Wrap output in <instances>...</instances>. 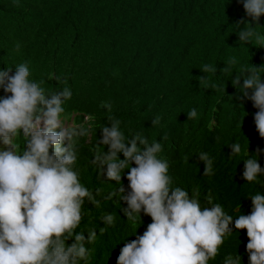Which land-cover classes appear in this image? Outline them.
<instances>
[{
	"label": "trees",
	"instance_id": "trees-1",
	"mask_svg": "<svg viewBox=\"0 0 264 264\" xmlns=\"http://www.w3.org/2000/svg\"><path fill=\"white\" fill-rule=\"evenodd\" d=\"M249 22L238 0H0V67L11 65L14 71L15 64L28 61L33 78L49 91L62 88L66 79L73 91L66 103L70 120L93 117L78 159L88 187H102L105 194L115 187V181L101 183L90 163V149L104 148L97 143L100 127L114 116L126 133L140 131L150 142L160 141L175 185L198 189L202 201L210 194L229 214H247L250 198L245 197L259 185L245 183L239 172L247 148L255 156L264 138L253 121L256 109L238 98L242 93L231 79L241 68L264 64V46L255 37L252 43L238 40L237 32ZM255 30L264 33V15ZM232 57L237 60L233 73L224 72ZM205 63L216 65V73L202 72ZM102 102H110L111 110ZM192 107L198 117L187 119ZM157 115L160 123L153 125ZM236 141L241 153L229 157L227 145ZM201 151L215 157V175H202L203 164L195 159ZM260 163L264 167V154ZM120 207L107 199L99 208L86 206L81 226L98 225V234L105 211L117 216L116 225L93 246L90 264H115L121 240L135 238L131 234L142 221L141 233L150 222L143 214L142 221H128ZM247 239L246 229L232 233L209 264H223L237 247L244 252ZM243 261L248 264L246 254Z\"/></svg>",
	"mask_w": 264,
	"mask_h": 264
},
{
	"label": "clouds",
	"instance_id": "clouds-1",
	"mask_svg": "<svg viewBox=\"0 0 264 264\" xmlns=\"http://www.w3.org/2000/svg\"><path fill=\"white\" fill-rule=\"evenodd\" d=\"M238 2L251 18L250 27L237 32L238 40L252 43L255 37L264 46V33L255 30L264 15V0ZM236 63L235 57L230 58L222 70L233 73ZM201 71L216 73L217 66L205 63ZM262 73L264 64H252L236 72L231 83L242 93L238 98L251 101L256 109L253 121L264 138ZM56 80L61 82L60 77ZM43 83L33 78L28 61L15 64L14 71L11 65L0 67V264H90L98 238L117 222L115 214L105 211L99 217L103 222L99 234L97 224L81 226L88 215L86 206L99 208L102 199L118 201L119 213L133 223L142 221V214L151 218L142 233L137 229L143 221L131 234L135 238L128 235L121 240L115 264H209L232 233L240 235V229H246L248 238L244 252L237 247L223 264H244L245 254L248 264H264V167L260 163L264 147L258 145L255 156L246 150L239 178L256 182L259 190L245 197L250 198V212L242 210L234 216L210 194L202 201L198 189L175 185L160 141L150 142L140 131L128 134L120 119L109 116L99 129L97 143L103 150L90 149L97 178L101 183L115 181L105 194L102 187L90 188L82 182L78 165L81 139L90 135L93 117L87 115L78 123L70 120L66 103L73 91L66 79L58 90L49 91ZM102 107L111 110L112 105L102 102ZM186 116L197 118V109L192 107ZM160 120L157 115L152 124ZM227 146L229 157L241 153L238 141ZM195 159L203 164L202 175H215L214 156L201 151Z\"/></svg>",
	"mask_w": 264,
	"mask_h": 264
},
{
	"label": "bare ground",
	"instance_id": "bare-ground-1",
	"mask_svg": "<svg viewBox=\"0 0 264 264\" xmlns=\"http://www.w3.org/2000/svg\"><path fill=\"white\" fill-rule=\"evenodd\" d=\"M129 32V31H128ZM148 44V43H147ZM147 44H145V45H147ZM145 49V48H144ZM148 50V49H147ZM82 52V51H81ZM134 53V52H133ZM136 53V52H135Z\"/></svg>",
	"mask_w": 264,
	"mask_h": 264
}]
</instances>
